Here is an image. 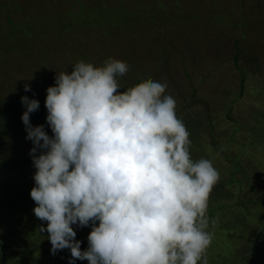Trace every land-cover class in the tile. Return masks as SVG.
Returning <instances> with one entry per match:
<instances>
[{
    "label": "clouds",
    "instance_id": "9594fccd",
    "mask_svg": "<svg viewBox=\"0 0 264 264\" xmlns=\"http://www.w3.org/2000/svg\"><path fill=\"white\" fill-rule=\"evenodd\" d=\"M128 75L112 58L57 74L45 99L52 136L30 122L39 101L21 97L36 169L33 212L47 222L39 231L52 255L70 251L68 264H208L219 172L211 160H193L167 84L153 80L121 95L116 77ZM73 226L91 230L88 252Z\"/></svg>",
    "mask_w": 264,
    "mask_h": 264
},
{
    "label": "trees",
    "instance_id": "16d2710c",
    "mask_svg": "<svg viewBox=\"0 0 264 264\" xmlns=\"http://www.w3.org/2000/svg\"><path fill=\"white\" fill-rule=\"evenodd\" d=\"M42 1L53 6L52 13H49L47 7L43 5L45 7L43 11L36 10L35 14L27 13L25 18L15 20L13 12L8 9L9 3L0 0V19L5 12L7 13V23L1 22L2 29L0 28V96L2 97L0 98V148L3 144L4 147L8 146L5 154L0 156V264H68V260L71 259L70 251L67 249L52 255L48 234L39 231L41 226L47 227V222L39 220L33 212L36 204L30 197V191L35 185L32 177L36 169L29 156L33 145L26 139L25 125L21 120L25 111L21 97L37 99L40 107L30 114V122L34 127L44 125L48 135H53L46 124L45 99L47 88L55 86L52 83L55 82L57 72L54 77L46 73L52 68L56 55L64 54L56 53L59 49L58 43L63 42V38L57 37L54 32L45 38L37 32V29L38 24L50 22L54 16L57 19L66 18V11L61 13L56 10V6L61 5L59 0ZM118 1L126 4L129 0H91V3H95L96 9H99L98 14L92 13L99 19V32L101 27L107 31L113 23L116 25L119 21H128L131 18L130 13L136 14L128 7L120 6ZM173 2L180 3L179 0ZM115 3L118 6H113V10L107 8L109 4L112 6ZM24 4H33V2L28 0L14 6L22 9ZM86 5L80 4L82 10ZM162 8L165 11V7ZM67 11L69 23L74 30L77 27L75 17H79L80 12L74 8ZM138 12L144 16L143 6L138 8ZM223 15L231 23L232 18L227 17L226 13ZM79 27L78 25L77 28ZM31 44L41 45L42 48L38 49L39 53L35 49L34 53H28ZM164 49L165 53H156L154 61L148 64L143 53H136V56L127 53V57L122 61L126 64L129 75L125 78L116 77L122 87L119 91L121 95H126L128 91L145 86L153 80L166 83L168 87L165 94L171 95L176 100V114L184 122L190 134V153L193 160L201 158L211 160L218 170L220 180L212 190L208 208L210 219L216 220L214 229H211L214 232V239L207 252L208 264H264V185H262L264 167L261 164L248 162L243 156L244 152L238 149L245 147L238 143L236 134L240 133L243 138L247 124L243 114L238 117L239 119L233 116V110L237 107L234 106L235 103L242 99L247 91V73L242 71L237 93L233 88L230 89L229 85L223 84L222 96L221 92L215 95L219 102L211 104L201 101L197 90L183 94L181 82L172 72L174 69L157 68V63H161L160 58L167 61V57L164 56L170 49ZM241 56L240 51L233 56V62L239 70H241ZM84 59L94 65L89 54ZM104 63L105 61L101 66ZM148 67L151 68V72L144 78V72L140 68ZM72 71L73 66L68 67V73ZM34 72L37 73V81L40 80L38 76H44L46 88H31V91L25 92V85L30 83L28 78ZM3 75L11 77L16 83L13 85L10 81L1 79ZM179 99L185 101L183 107H179ZM210 110H216L218 113L212 114ZM260 133L264 136V132ZM14 144L17 147H14ZM262 147L264 149L263 145ZM234 149L237 153H232ZM251 154L255 156V152ZM73 227L77 232L76 239L81 241L82 251L88 252L91 230ZM76 264L80 262L76 261Z\"/></svg>",
    "mask_w": 264,
    "mask_h": 264
},
{
    "label": "rangeland",
    "instance_id": "374dc122",
    "mask_svg": "<svg viewBox=\"0 0 264 264\" xmlns=\"http://www.w3.org/2000/svg\"><path fill=\"white\" fill-rule=\"evenodd\" d=\"M4 1L9 3L8 9L13 12L15 20L25 18L27 13L35 14L36 10L43 11V5L49 13H52L53 9L52 5L42 0H38L36 4V0H30L33 4H24L22 9L16 8L14 4L21 5L28 0ZM59 1L61 5L56 6V10L61 13L66 11V18L57 19L54 16L50 22L38 24L37 29L45 38L52 32L63 38V42L58 43L59 49L56 53L64 54L56 55L53 60L55 64H52L46 74L54 77L56 72H68V67L80 61L88 63L84 59L87 54L91 56L96 67H101V63L109 58L122 61L127 57V53L131 56L143 53L148 64L154 61L156 53H162L161 49L169 48L166 56L161 55L167 57V61L160 58L161 65L157 63V68L174 69L172 72L175 78H179L183 94L197 90L201 101L212 104L219 102L215 95L221 92L223 84L229 85L235 93L239 91L243 71L247 73V91L243 98L235 103L234 106L237 107L233 110V116L237 119L243 114L247 130L243 138L240 133L236 134L238 143L245 147L238 149L244 152L243 156L248 162L264 167V139L260 133L264 132V0H179L180 3H175L174 0H129L126 4L118 1L120 6H126L136 14L130 13L131 18L128 21H117L116 25L112 22L107 31L101 27L100 32L99 19L92 14H98L99 11L95 3H91V0ZM80 4L89 8L85 6L82 10ZM113 6L118 5L109 4L107 8L113 10ZM141 6L144 16L138 12ZM162 7H165V11ZM70 8L80 12V16L75 17L79 29L71 28L67 17V10ZM225 13L227 17L232 18L231 23L224 17ZM6 14L5 12L0 19V28L1 22L7 23ZM99 18L101 19V16ZM31 45L33 48L29 46L28 53H34V49L38 52V49L42 48L41 45ZM238 51L242 55L241 70L233 62V56ZM150 67L140 68L144 72V78L149 76ZM36 76L37 73L34 72L28 78L30 87L46 88L44 76H38V81ZM3 78L13 85L16 83L9 76L3 75L1 79ZM52 84L55 85V82ZM222 94L223 92L221 96ZM232 97L231 93V99ZM184 102L180 100L179 107H183ZM210 111L212 114L218 113L216 110ZM14 147L17 146L14 144ZM7 148L4 144L1 146L0 156L5 154ZM252 152H255V156ZM232 153H237V150L234 149Z\"/></svg>",
    "mask_w": 264,
    "mask_h": 264
},
{
    "label": "flooded vegetation",
    "instance_id": "af4514ba",
    "mask_svg": "<svg viewBox=\"0 0 264 264\" xmlns=\"http://www.w3.org/2000/svg\"><path fill=\"white\" fill-rule=\"evenodd\" d=\"M161 50H163V52L162 53H165V49L163 48V49H161ZM160 51V50H159ZM155 52V51H154ZM161 52V51H160Z\"/></svg>",
    "mask_w": 264,
    "mask_h": 264
}]
</instances>
